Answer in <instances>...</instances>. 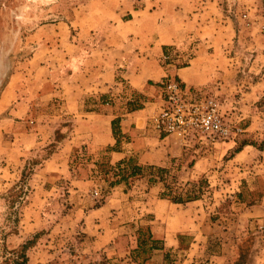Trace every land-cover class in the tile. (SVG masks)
Masks as SVG:
<instances>
[{"label":"rangeland","instance_id":"374dc122","mask_svg":"<svg viewBox=\"0 0 264 264\" xmlns=\"http://www.w3.org/2000/svg\"><path fill=\"white\" fill-rule=\"evenodd\" d=\"M181 26L192 33L177 41ZM202 49L210 77L187 85L218 101L225 137L171 134L183 150L162 163L165 152L147 147L113 160L111 151L132 138L120 129L116 144H95L107 102L118 114L146 107L152 123L163 90L149 96L118 76L112 96L79 94L85 56L118 61L117 73L163 67L177 76ZM13 74L32 102L25 119L0 132V264H22L31 252L43 261L36 264H179L192 255L207 264L222 252L227 264H264V0H0V96ZM12 106L0 107V128ZM143 150L162 157L141 162ZM125 158L145 168L116 181L112 165ZM149 165L167 168L162 180H151ZM162 191L182 202H156ZM105 203L119 234L137 241L114 262L92 248L105 228L96 218L106 216L91 210ZM152 224L180 235L175 250L153 261ZM139 237L147 240L138 247Z\"/></svg>","mask_w":264,"mask_h":264},{"label":"crops","instance_id":"0c3cea01","mask_svg":"<svg viewBox=\"0 0 264 264\" xmlns=\"http://www.w3.org/2000/svg\"><path fill=\"white\" fill-rule=\"evenodd\" d=\"M191 33L192 30L190 29V27H179L177 29V41L187 40L188 38H190ZM203 49L198 51V55H196L191 60L190 65L183 67L177 71V76H179L180 80L185 83V85L189 83H199L200 79H202L203 76L206 78V80H208V78L210 77L209 74L211 73H207V71L203 68L204 62H206L204 58L205 51L203 52ZM156 52L157 55H159L160 52L164 53V44H160V46L157 47ZM84 58V69L82 70V65L79 64V69L76 73L78 78L79 94L101 93L107 96H112L114 94L113 92L115 91V89H117V84H119V80H117V78H119L118 76H121L123 80H127L135 89L144 92L145 94L150 96L156 88L163 90L162 82L165 76L168 74L166 73L165 68H163L162 66V70L160 68H156V73H129V71L126 70L121 71L122 73H117V69L119 67L118 61L110 60L109 58H107L106 55L101 58V62H97L95 60L96 58H92V56H85ZM139 63H141V65L143 64L142 62ZM89 64H91L92 67L95 69L94 73L86 72L87 65ZM96 66L99 67L97 68ZM203 70L206 72L205 74L202 73ZM35 76H38V74H36ZM21 85L22 83L20 84V78L16 79V76L13 74L1 92L0 107L6 108L13 105L12 108H10L9 114L3 120L2 128H0V132L2 133H5L10 130L15 122L21 119H25V117L27 116V110L30 109L32 96L22 95L21 93H19L18 91ZM162 104L163 91H161L160 103L158 104V106L160 107ZM106 108L107 112L96 115V118L101 121L103 120V124L101 122V126L98 125V131L100 132L95 133L96 137L93 138L95 144L107 146L114 145L119 142V138L113 133V123L116 122L115 118L118 115H120L119 129L121 133L125 135L130 133L132 134V138L130 141L127 139L121 142V149L115 148L111 151V157L113 160L120 159L126 155H129L131 154V152H133L134 150L137 151L139 148L147 147V149L157 148V151L165 152L166 157L161 161L162 163L166 159V162L168 161L170 154H179L183 150L184 143L178 137L176 140L173 137L169 135H164L153 128V125L150 122L148 109L146 107L133 111L127 110L126 112H121L120 114H118L117 104H112L109 101L107 102ZM27 135V130L21 133L22 141L19 140L20 145L24 144V138ZM64 146L66 145L63 144V147ZM159 155L153 154L149 151L145 152V150H143L140 153L139 160L145 163H152L154 161H157L158 157H162V153H160ZM145 189L147 191L145 193L149 196L155 195L157 193L154 186L147 187ZM155 201L163 202L165 201V199L158 197ZM175 204L177 203L169 201L170 209ZM110 210L111 206H108L106 203L100 207L91 210L93 214L96 215L101 212H105L106 216L104 217V219L101 220V223H99L98 219L96 218V225H100L101 227L105 228L102 229L99 233H97L94 238H92V248L93 250H103L104 252H106V255L108 256V258H110L111 262H114L119 259V256L128 257L132 248L137 246V241L135 242V244H132L133 241H130L129 239V236L131 235L128 236L126 234H119V232L121 231H119V228L114 227L115 225H113L112 218H107ZM156 216L157 215L155 214V217ZM155 221L158 220H151V222ZM110 222L111 225H109ZM90 231L95 232V230ZM151 231L153 233L154 238L162 240L160 247L153 249L151 253V258L149 259H152V261L158 258L160 255L164 258V256L167 255L168 251L175 250L180 243L177 231L175 233L172 231L170 232L169 230L162 228L156 224L151 225ZM121 242L126 243L124 245V243L121 244ZM120 244L123 247L119 246ZM31 254H33V252L27 254V264H32V262H34L33 264H36L37 262H43L42 260L35 261ZM194 263L195 259L194 255H192L190 259L185 258L179 264ZM207 264H227V254H225L224 252L215 254L211 257Z\"/></svg>","mask_w":264,"mask_h":264},{"label":"built area","instance_id":"2783aa9c","mask_svg":"<svg viewBox=\"0 0 264 264\" xmlns=\"http://www.w3.org/2000/svg\"><path fill=\"white\" fill-rule=\"evenodd\" d=\"M162 87L163 104L151 118L157 131L176 134L182 140L189 136L214 140L225 137V121L215 98L185 85L173 74L165 76Z\"/></svg>","mask_w":264,"mask_h":264},{"label":"trees","instance_id":"16d2710c","mask_svg":"<svg viewBox=\"0 0 264 264\" xmlns=\"http://www.w3.org/2000/svg\"><path fill=\"white\" fill-rule=\"evenodd\" d=\"M118 130H119V127H118V125H116V122L113 123V133L117 137H118ZM53 152L54 151L52 150L49 152V154H51ZM30 163H36V160L33 159V162L31 161ZM112 167H113L112 169L114 170L115 174L119 175V178L116 179V181H119L122 178L124 180H126L129 176L140 174L143 171V168H145L144 166L135 163L132 158L122 159V160L118 161L115 165H112ZM147 168H149L150 171H153V177L151 178V180H156V179L162 180L163 173H165L167 171L166 167L160 166V165H149ZM160 197L170 199L172 202H175V203L182 202V200L177 199V197H174V196L172 197L170 195L169 191L168 192L162 191L160 193ZM189 197H190V199H196L199 196L193 195V196H189ZM149 238H151V240H152L151 242H153V244L150 245V251H152L155 248L160 247V246H156L157 239L153 237L152 231H149ZM178 238L180 240V235H178ZM146 240L147 239H143V241H142V239L139 237L138 247L143 242H146ZM26 259H27V257L24 256V261L22 264H25ZM144 259H146V257Z\"/></svg>","mask_w":264,"mask_h":264}]
</instances>
